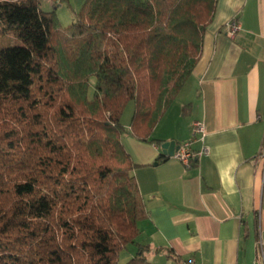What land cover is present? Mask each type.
Instances as JSON below:
<instances>
[{"label":"trees","instance_id":"obj_1","mask_svg":"<svg viewBox=\"0 0 264 264\" xmlns=\"http://www.w3.org/2000/svg\"><path fill=\"white\" fill-rule=\"evenodd\" d=\"M41 2L0 0V264H121L129 244L140 264L122 137L159 142L217 0H83L67 26Z\"/></svg>","mask_w":264,"mask_h":264},{"label":"crops","instance_id":"obj_2","mask_svg":"<svg viewBox=\"0 0 264 264\" xmlns=\"http://www.w3.org/2000/svg\"><path fill=\"white\" fill-rule=\"evenodd\" d=\"M65 1L75 11L83 3ZM232 18L240 28L228 37ZM194 122L209 153L185 167L160 144L191 140ZM151 138L159 142L122 137L141 165L133 175L148 211L135 240L150 247L140 264H264V0H217L197 64ZM136 250L127 245L120 263Z\"/></svg>","mask_w":264,"mask_h":264},{"label":"built area","instance_id":"obj_3","mask_svg":"<svg viewBox=\"0 0 264 264\" xmlns=\"http://www.w3.org/2000/svg\"><path fill=\"white\" fill-rule=\"evenodd\" d=\"M51 4H59L61 0H42ZM240 25L236 18L229 20L225 26L224 31L228 37H233L234 34L239 30ZM192 139L189 141L182 142L177 145L173 156L179 160L185 167H189L201 156H205L209 153V147L205 143V128L202 123L194 122L191 126ZM199 142L201 145L198 149L192 148L193 142ZM260 157L264 159V138L261 145Z\"/></svg>","mask_w":264,"mask_h":264},{"label":"rangeland","instance_id":"obj_4","mask_svg":"<svg viewBox=\"0 0 264 264\" xmlns=\"http://www.w3.org/2000/svg\"><path fill=\"white\" fill-rule=\"evenodd\" d=\"M81 3H80V6L82 5ZM78 6H79V4H78ZM78 6H77L78 9L76 8L77 10L75 11L73 9V7L68 5V2L63 0V2L60 3L56 7V11H55L56 17H57V19L59 20V23L62 26H67V25L71 24L75 20V14L80 9V6L79 7ZM1 43L5 44L6 40H2ZM132 110H133L132 103H129L127 105V107L124 109L123 114H122V116L120 118V122L122 124L129 123L130 117H131V114H132Z\"/></svg>","mask_w":264,"mask_h":264},{"label":"water","instance_id":"obj_5","mask_svg":"<svg viewBox=\"0 0 264 264\" xmlns=\"http://www.w3.org/2000/svg\"><path fill=\"white\" fill-rule=\"evenodd\" d=\"M160 148L162 150L163 155L173 156L174 151L176 150L177 146L173 140L165 141L160 144Z\"/></svg>","mask_w":264,"mask_h":264}]
</instances>
